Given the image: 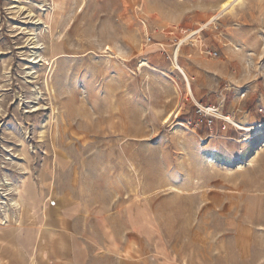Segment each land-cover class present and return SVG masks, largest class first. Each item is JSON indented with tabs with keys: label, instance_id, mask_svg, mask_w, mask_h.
Instances as JSON below:
<instances>
[{
	"label": "rangeland",
	"instance_id": "obj_1",
	"mask_svg": "<svg viewBox=\"0 0 264 264\" xmlns=\"http://www.w3.org/2000/svg\"><path fill=\"white\" fill-rule=\"evenodd\" d=\"M224 1L0 0L1 264H264V0Z\"/></svg>",
	"mask_w": 264,
	"mask_h": 264
},
{
	"label": "bare ground",
	"instance_id": "obj_2",
	"mask_svg": "<svg viewBox=\"0 0 264 264\" xmlns=\"http://www.w3.org/2000/svg\"><path fill=\"white\" fill-rule=\"evenodd\" d=\"M245 0H225L224 2H222V4L220 5V10H219V12H218V15L213 19V21L214 20H217L221 15H223V14H227V13H229V12H232V11H234V9L237 7V6H239V5H241L243 2H244ZM212 20V19H211ZM197 33V32H196ZM195 36V35H194ZM193 36V37H194ZM188 37V36H187ZM189 37H191V36H189ZM189 37L187 38L188 40H189ZM187 39H185V40H187ZM185 43H188V41H186ZM180 46H181V44H180ZM179 52V47L178 48H176V52L175 53H178ZM31 57V56H30ZM142 64H144V62H143V60L141 61V65ZM176 68H179L178 66H177V64L175 63V69ZM180 69H182V68H180ZM187 77V76H186ZM187 79H189V78H187ZM186 79V80H187ZM188 84V83H187ZM187 86V85H186ZM213 113V112H212ZM220 113V112H219ZM218 117V116H217ZM224 117V116H223ZM227 119H229L230 121H233L232 119H231V117H229L228 116V118H226V120ZM237 124V123H236ZM176 126V125H175ZM240 126V125H239ZM0 180H2V179H0ZM2 184V183H1ZM0 184V185H1ZM8 184V183H7ZM1 187V186H0ZM1 189V188H0ZM5 189V188H4ZM2 190V189H1ZM21 190L22 189H20V187L18 186H12L11 184H8V190H7V193L9 194H12L13 192H15V191H18V193H20L21 192ZM6 192V191H5ZM2 193H3V191H2ZM5 195V194H4ZM6 196V195H5ZM4 196V197H5ZM3 199V198H2ZM10 200H11V206L12 207H17V208H19V206H21V204H20V202L16 199V198H13L12 197V199L11 198H9ZM8 199V200H9ZM5 202V201H4ZM3 202V203H4ZM9 202V201H8ZM2 211V210H1ZM15 213V212H14ZM16 214V213H15ZM9 216L8 215H6L5 216V218H3V220L1 221V224H6V219L8 218ZM18 219V218H17ZM5 221V222H4Z\"/></svg>",
	"mask_w": 264,
	"mask_h": 264
},
{
	"label": "crops",
	"instance_id": "obj_3",
	"mask_svg": "<svg viewBox=\"0 0 264 264\" xmlns=\"http://www.w3.org/2000/svg\"><path fill=\"white\" fill-rule=\"evenodd\" d=\"M2 255V251H0V256ZM0 264H1V262H0ZM10 264H12V262L10 263Z\"/></svg>",
	"mask_w": 264,
	"mask_h": 264
},
{
	"label": "built area",
	"instance_id": "obj_4",
	"mask_svg": "<svg viewBox=\"0 0 264 264\" xmlns=\"http://www.w3.org/2000/svg\"><path fill=\"white\" fill-rule=\"evenodd\" d=\"M215 55H217V53H215Z\"/></svg>",
	"mask_w": 264,
	"mask_h": 264
}]
</instances>
